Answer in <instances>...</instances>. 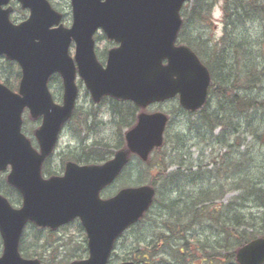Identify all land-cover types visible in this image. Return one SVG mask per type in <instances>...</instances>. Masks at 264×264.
<instances>
[{"label": "water", "instance_id": "obj_1", "mask_svg": "<svg viewBox=\"0 0 264 264\" xmlns=\"http://www.w3.org/2000/svg\"><path fill=\"white\" fill-rule=\"evenodd\" d=\"M9 1L0 0V57L17 61L23 79L18 95L0 84V173L11 168L8 183L21 193L23 207L14 210L0 196L4 242L0 264H41L24 260L19 253L29 222L57 230L77 218L87 233L90 257L74 264H108L116 240L150 209L155 192L149 187L127 189L109 201H102L100 193L118 178L130 153L147 161L163 145L168 118L140 115L138 125L126 135L128 151L118 153L104 166L69 164L64 177L44 180L42 165L75 109L77 70L95 102L111 96L146 108L180 95L181 105L189 111L205 105L209 72L188 48L175 47L182 27L181 9L191 0H72L71 30L52 29L62 17L45 0H19L31 9L32 16L14 26L8 13L2 12ZM99 29L121 45L110 52L106 69L94 52L93 36ZM72 40L77 45L75 60L69 55ZM56 73L64 81L62 107L54 104L48 89ZM25 109L34 119L44 118L36 134L40 153L22 134ZM237 261L264 264V238L241 249Z\"/></svg>", "mask_w": 264, "mask_h": 264}, {"label": "rangeland", "instance_id": "obj_2", "mask_svg": "<svg viewBox=\"0 0 264 264\" xmlns=\"http://www.w3.org/2000/svg\"><path fill=\"white\" fill-rule=\"evenodd\" d=\"M53 1L56 3L55 6L58 11L64 15L65 28H69L72 22V14L68 0ZM195 2L196 0L189 5V10H192ZM190 16V13L186 12L184 18V32L183 35L180 36L181 38H187L196 44L193 35L196 33V36H203L205 40L211 41L213 44H217L221 49L225 50L224 63H219L218 69L220 74L218 73V77L216 76L217 81L220 78L219 75H221L222 78L224 73L225 80L232 79L233 81L235 79L234 81H238L244 85L247 72H251L256 77L261 78V81L254 90L247 93L252 99L263 101L264 21L254 17V19L242 25L236 31L235 28L230 25L226 29L222 3L214 8L209 22L210 27L207 29L203 25H200V27L194 31L190 25ZM199 42L200 41H198V43ZM106 49L107 43L99 45V52L101 54L105 53ZM221 49L219 48L220 51ZM71 53L74 54V50H72ZM208 53L211 54V52ZM213 59H215V57L212 55L211 58L210 55V60L212 61ZM251 66L254 69H252ZM18 71L19 69L17 66H12L5 60H0V81L3 82L8 79L12 85H16ZM78 86L80 89V96L77 104V114L81 115V121H83V119L85 120V118L87 120L89 117L87 126L90 128V132H88L87 135L86 133H81L84 126L80 120H77L79 125L81 123L80 127L75 121L69 124V127L65 130L59 141L54 157L50 159L49 164L45 166L46 169L52 173L62 174L64 172L65 157H68L69 153L82 154V147L90 148L96 143L109 144L113 154L110 157L112 159L114 155L119 152V150L114 149V147L122 145L119 144V142L121 137H123L122 133L124 134L127 130V128H124L122 133H119V128L117 126L118 122H116L112 114L110 109L111 102L109 100L104 101L102 105H95L92 102L90 93L81 81H78ZM50 89L53 96L57 99V103H61L63 94L61 85L59 83H54L50 86ZM243 94H245V90L242 91L241 96H243ZM220 105H222V103L219 99L212 97L207 105L208 111H218L221 108ZM178 110L177 102H169L163 105H153L141 111V113H163L169 116L171 122L167 130L166 142L167 140L168 142L171 140H180L179 143L181 144V148L177 155L171 156L168 168L169 171H167V173H175L179 168L178 165L174 163L175 161L172 160L173 158L181 157L180 160L183 158L185 168H182L180 173L188 176L186 184L188 182L189 184L185 186L187 188L185 192H187L190 198L198 195L205 199L211 197L218 201L216 203L217 206L227 207L231 205L230 210H226L230 219L238 214L242 216L247 223L255 226L254 230L258 231L257 234H261L262 232L260 231L263 228V211L259 208L261 203L260 200L255 196L251 197L248 195L242 188V185H236L240 179L236 176L235 178L234 176L232 177V175L229 176V172L236 164L240 163L244 165L243 167L245 170L251 172L243 173L240 175L241 177L244 175L247 177V175L250 174L253 181L254 177L264 183V113H251L247 116L233 118V120L230 118L232 116L231 113H228L227 119L223 121L228 125L232 124L234 129L224 130V127H220L211 137L210 134L204 135L202 131H198L197 126H194V122L198 119L199 115H189L181 110V112L178 113ZM25 121L28 123L26 131L29 137L34 139L33 131L37 130L38 126H33L28 116H25ZM78 130H80V134L77 132ZM169 149L170 148L167 146L163 151L166 153ZM73 156L76 157L75 155ZM156 158L157 157L153 155L149 162L143 165L133 160L122 178L102 193V198L107 199L127 187L150 186L156 191V201L148 214V219L138 223V225L129 230L117 241L110 264L132 262L131 253L134 249L138 248L142 250L146 248V246L151 244L154 240L158 241L157 238H159L162 232H165L162 222L164 219L167 220L168 218L161 204L169 200L173 201L178 199L179 192H168L172 186L170 187L167 183H163L161 186H152V183L157 177V172L153 167L155 166L154 162L157 161L155 160ZM152 160L155 161L151 167ZM71 162L82 166L89 165L82 162ZM188 168H190L189 171H187ZM6 178L7 174L1 176L0 183L3 187L8 185ZM139 181H141L142 184L138 186L137 183ZM182 184L184 183H180V185ZM188 190L190 192H188ZM4 192V189L0 190V195L4 196ZM9 200L13 201L12 198ZM191 202V200L188 201L189 206H191ZM236 203H238V205H235ZM13 205L19 207L18 203ZM173 219L174 217H172L169 223L173 222ZM195 229L196 230L193 232L195 237L189 239H191V242H195L196 246H199V244L200 247L202 244L213 246L214 243H223L216 235H211L210 233L203 234L198 227ZM37 243L38 248H35ZM48 243L52 245V248H49L50 252L60 248L59 259L55 261L57 262L56 264H58V262L73 264L79 260H86L89 256L87 236L79 221H75L73 224L54 234H49L47 231L43 233L36 232L33 226H30L26 230L23 247L26 251L29 252L30 250L33 255L37 256L33 259L41 260L44 264H47V260H45L44 257L47 259L48 255L50 256L52 254L48 253L44 248ZM172 245L174 246L175 243L173 242ZM163 247L164 246H161V248ZM2 252V240L0 237V257ZM158 255H155V259H149L148 264H178L175 257L171 255V252L165 253V251H162ZM195 264L202 263L201 261H197Z\"/></svg>", "mask_w": 264, "mask_h": 264}, {"label": "trees", "instance_id": "obj_3", "mask_svg": "<svg viewBox=\"0 0 264 264\" xmlns=\"http://www.w3.org/2000/svg\"><path fill=\"white\" fill-rule=\"evenodd\" d=\"M220 3L223 4L226 29L230 25L234 27L236 31L242 25L254 19V17L264 21V0H196L192 10H189V6L185 7L183 17L185 18L186 12L190 13L191 20L189 21L194 31H196L200 25H203L207 29L210 27L209 22L212 17V12L214 8ZM193 35L197 45L184 37L182 38V42L192 48L209 69L213 79V84L210 89V96L211 98L216 97L222 103V105H220L221 108L218 111L209 112L208 107H206L197 114L199 117L197 120H195L194 126H197L198 131H202L204 135L210 134L212 137L215 131L220 127H224V130L234 129L232 124L228 125L223 121L227 119L228 113H231L232 116L230 118L232 120L233 118L247 116L251 113H264V100H254L247 93L254 90L258 86V83L260 84L261 78L256 77L251 72H247L245 84L242 85L240 82L234 81L235 79L233 81L232 79L225 80L223 73V77L221 78V75H219L221 79L219 78L217 81V74H220L218 69L219 63H224L222 55L225 54V50H217V61L214 59L211 61L210 55L212 58L213 54L211 41L205 40L203 36H196V33ZM198 41L200 42L198 43ZM208 52H211V54ZM252 69L254 68L252 67ZM6 85L13 88V86H11L8 81H6ZM243 90H245V94L241 96ZM110 109L116 122H118L117 126L119 128L120 134L124 128L129 129L133 127L137 121L139 109L133 105L114 101L111 102ZM80 118L81 115L76 113L74 116V121L79 127L81 123L79 125L77 120H80ZM87 120L86 118L85 120L83 119V121L80 120L84 126L81 133H86V135L88 132H90V128L87 126ZM77 132L80 134V130ZM179 142L180 140H171L170 142L167 140L164 147L154 153V156L157 157L155 160L157 161H151V167L155 161V166L153 167L157 172L156 180L152 183V186H161L163 183H167L170 187L172 186L168 192H179V198L173 201L169 200L161 204V207L164 208L168 218L167 220L164 219L162 222L165 232H162L159 238H157L158 241L154 240L151 244L146 246V248L142 250L138 248L134 249L131 253L132 260L135 261L136 264H148L149 259H155V255L165 251V253L171 252V255L175 257L178 264H195L197 261H201L202 264H237V251L252 240L264 236V183L254 177L253 181L250 174L247 175V177L245 175L241 177V174L251 172L245 170L243 167L244 165L240 163L236 164L232 168L233 170L231 169L229 172V176L232 175L234 178L236 176L238 179H240L236 185H242V188L248 195L251 197L255 196L261 202L259 208L263 211V228L260 231L262 233L257 234L258 231L254 230L255 226L253 224L247 223L242 216L236 214L232 219L229 218L226 210H230L231 205L227 207H220L216 204L218 201L212 199L211 197L209 199H205L204 197H199L198 195L190 198V196L187 195V192H185L187 188L185 186L189 184V182L186 184V179L188 176L180 173L181 169L185 168V162L183 161V158L182 160H180L181 157L173 158L172 160L175 161L174 163L177 164L179 168L175 173H167L171 156L177 155L181 148V144ZM119 144L122 145L116 146L114 149L119 150L124 145L123 137H121ZM167 146L170 149L165 153L163 149ZM81 152L82 154H73L76 157L71 155V157H68L69 159H67L86 164H102L107 162L113 155L111 152V146L109 144L99 143L94 144L90 148L82 147ZM136 161L140 165H143L139 160ZM189 170L190 168L187 169V171ZM46 175H52V173L46 170ZM180 183L184 184L180 185ZM141 184V181L137 183V185ZM4 191L5 196L8 199L12 198L13 201H10L13 204L18 203L19 205L21 203V196L14 188L6 185L4 187ZM188 192L190 191L188 190ZM189 200L192 201L190 203L191 206H189ZM235 205H238V203ZM172 217H174L173 222L169 223ZM146 219H148V215H146L143 220ZM196 227L201 229L203 234L210 233L211 235H216V237L219 240L221 239L223 243H214L213 246L203 244L201 247L200 244L199 246H196V243L191 242V239H189L191 237H195L193 232L196 230ZM33 229H36V232L39 233L45 232L44 230H39L34 226ZM47 232L49 234H53L51 231ZM23 242L21 252L23 253L24 257H37L36 255H33L30 250L29 252L25 250L23 247ZM173 242L175 243L174 246L172 245ZM161 246L164 247L161 248ZM35 248H38V243ZM44 248L48 253H52L50 256L48 255L47 259L43 256L44 259L47 260L46 263L56 264L57 262L55 261H58L59 259L60 248L50 252L49 248H52L50 243L45 245ZM58 264L63 263L58 262Z\"/></svg>", "mask_w": 264, "mask_h": 264}, {"label": "flooded vegetation", "instance_id": "obj_4", "mask_svg": "<svg viewBox=\"0 0 264 264\" xmlns=\"http://www.w3.org/2000/svg\"><path fill=\"white\" fill-rule=\"evenodd\" d=\"M3 10L9 12L11 21L15 24L26 21L30 16V12L28 10H24L21 4L19 3V1L17 0H10L8 5L5 8H3ZM99 44L100 43H98V46Z\"/></svg>", "mask_w": 264, "mask_h": 264}]
</instances>
